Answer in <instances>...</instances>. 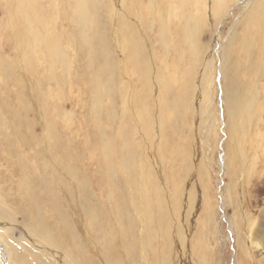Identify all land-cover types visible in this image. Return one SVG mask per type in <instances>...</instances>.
<instances>
[{"label": "rangeland", "instance_id": "374dc122", "mask_svg": "<svg viewBox=\"0 0 264 264\" xmlns=\"http://www.w3.org/2000/svg\"><path fill=\"white\" fill-rule=\"evenodd\" d=\"M93 1L0 0V234L27 264H264V0Z\"/></svg>", "mask_w": 264, "mask_h": 264}, {"label": "bare ground", "instance_id": "6f19581e", "mask_svg": "<svg viewBox=\"0 0 264 264\" xmlns=\"http://www.w3.org/2000/svg\"><path fill=\"white\" fill-rule=\"evenodd\" d=\"M88 2H90L89 3V6H88V4H87V0H78V5H80V8L82 9V11H81V14H82V20L84 21V24L83 25H87V24H89V19H90V16H91V14H92V12H95V11H92L93 9H95V3H94V1L92 0V1H88ZM90 11H91V13H90ZM151 12V11H150ZM149 12V13H150ZM152 13V12H151ZM161 15V14H160ZM94 16V15H93ZM160 17H162V16H160ZM89 18V19H88ZM159 18V17H158ZM163 18H164V15H163ZM191 19V18H190ZM153 20V19H152ZM145 21V20H144ZM187 22V21H186ZM188 24V23H187ZM190 24V23H189ZM241 50V49H240ZM104 51V50H103ZM102 51V52H103ZM104 52H106V51H104ZM103 52V53H104ZM236 52V51H235ZM241 52V51H240ZM95 54V53H94ZM107 54V53H106ZM240 54V53H239ZM96 55V54H95ZM107 56V55H106ZM105 56V57H106ZM104 57V58H105ZM240 57V56H239ZM96 58V57H95ZM107 58V57H106ZM96 59H98V58H96ZM1 60V59H0ZM94 60V59H93ZM107 60V59H106ZM239 61V60H238ZM255 62V61H254ZM0 64H1V62H0ZM105 65V64H104ZM256 65V64H255ZM108 67V66H107ZM110 68V67H109ZM108 68V69H109ZM111 70V69H110ZM106 71V69H105V66H101L100 67V69H99V71H98V73L96 74V76H97V85H98V81H100V80H102V79H100V76L101 75H105V73H107V71ZM105 72V73H104ZM108 72H110V71H108ZM113 72V71H112ZM107 75V74H106ZM111 76H113V75H111ZM103 77H105V76H103ZM109 77L110 76H108V77H105V82L104 83H106V84H110V83H112V82H110L109 81ZM112 78V77H111ZM110 78V79H111ZM1 79V78H0ZM98 79H100V80H98ZM103 81H104V79H103ZM112 81V80H111ZM102 83V82H101ZM101 83H99V84H101ZM111 85V84H110ZM98 91V90H97ZM10 93V92H9ZM6 96V95H5ZM10 96V95H9ZM11 98V97H10ZM6 99V98H5ZM4 99V100H5ZM12 99V98H11ZM98 99V98H97ZM3 100V101H4ZM8 100V99H7ZM13 100H14V98H13ZM96 100V99H95ZM6 103H8V102H2V101H0V149H2V148H4V149H7V147H8V145H9V143H11L9 140L10 139H12L11 137H15V139L17 138V132H16V127L17 126H14L13 124H11V123H13L12 122V120H11V122H10V118L8 119L9 120V122L7 123V122H5L4 121V108L7 110V108H8V106H7V104ZM11 103V102H10ZM19 104V103H18ZM18 106V105H17ZM12 108V107H11ZM16 108H18V107H16ZM13 110V109H12ZM96 110V109H95ZM10 114H11V117H13V118H15L16 116H18V115H16L15 116V113H11V112H9ZM17 113V112H16ZM20 116V115H19ZM23 116V115H22ZM12 119V118H11ZM7 121V120H6ZM17 129H18V127H17ZM20 134V133H19ZM22 134V133H21ZM13 140V139H12ZM18 140H19V138H18ZM24 143H25V141H24ZM31 144H33V143H31ZM53 144V143H52ZM14 145V144H13ZM12 145V146H13ZM15 146V145H14ZM52 146V145H51ZM16 148V147H15ZM59 149V148H58ZM9 150V149H8ZM7 151V150H6ZM21 151V150H20ZM15 152V151H14ZM50 152V151H49ZM54 152V151H53ZM58 152V151H57ZM16 153V152H15ZM12 154V153H11ZM55 154V153H54ZM75 155V154H74ZM2 156V155H1ZM67 156H70V153H69V155H67ZM14 157V156H13ZM51 157H53V156H51ZM60 157V156H59ZM12 158V157H11ZM58 158V157H57ZM129 158V157H128ZM6 159H8V157L6 158ZM5 159V160H6ZM13 159V158H12ZM56 159V158H55ZM75 159V158H74ZM16 160V159H15ZM27 160V159H26ZM50 160V159H49ZM61 160V159H60ZM131 160V159H130ZM3 161V160H2ZM22 161V160H21ZM24 161V160H23ZM28 161V160H27ZM53 161H54V159H53ZM12 162V161H11ZM19 162V161H18ZM58 162V161H57ZM57 162H55V163H57ZM60 162H62V161H60ZM67 162H69L68 160H67ZM67 162H66V164H67ZM132 162V161H131ZM8 163H10V162H8ZM13 163V162H12ZM15 163V162H14ZM20 163V162H19ZM27 164V163H26ZM30 164V163H29ZM61 164V163H60ZM71 164V163H70ZM125 164V163H124ZM123 164V165H124ZM13 165V164H12ZM16 165V164H15ZM31 165V164H30ZM68 165V164H67ZM133 165V164H132ZM56 166H58L57 164H56ZM63 167V166H62ZM67 167V166H66ZM75 167V166H74ZM124 167H125V165H124ZM133 167H134V165H133ZM31 168V167H30ZM52 168V167H51ZM56 168V167H55ZM125 168H127V166L125 167ZM45 169V168H44ZM72 169H73V167H72ZM128 170L130 169L129 167L127 168ZM64 170V169H63ZM134 171V170H133ZM70 172V171H69ZM126 172V171H125ZM129 171H127V173H128ZM21 173H22V178H23V180H22V184L19 186V191L20 192H26V193H28L27 195H28V199H29V201H30V204H31V210H32V218H33V223H34V226H35V228H36V230L41 234V235H43V239L46 241H49L50 242V239L49 238H51V236L50 237H48V232H49V230H47L46 229V227H44V224H45V221H43V216H42V212L41 211H43L42 209H40L35 203H36V201H35V197H36V195H37V198L39 199V197L40 198H42L43 197V199L44 198H46V197H48V194L46 195V194H37V193H35V190L33 189V191H31V189H30V187L26 184V180L28 179V175H27V173H26V171L24 170V169H22L21 168ZM133 172H131L130 174L131 175H133L132 174ZM49 175V174H48ZM54 175H55V173H54ZM77 175V174H76ZM75 175V176H76ZM74 176V177H75ZM68 177H70V176H68ZM72 177V176H71ZM125 177V176H124ZM50 178V177H49ZM128 178H129V176L126 178L127 180H128ZM133 178H134V176H133ZM21 179V178H20ZM72 179H74V178H72ZM51 180V179H50ZM131 180V179H130ZM84 181V180H83ZM55 182V181H54ZM130 182H132V181H130ZM46 183V182H45ZM61 183V182H60ZM65 183V182H64ZM53 184V183H52ZM56 184V183H55ZM58 184V183H57ZM48 185V184H47ZM78 185H79V183H78ZM77 185V187H79ZM28 186V187H27ZM52 186V185H51ZM50 186V187H51ZM57 186V185H56ZM55 186V187H56ZM61 186V185H60ZM64 186V185H63ZM83 186H80V188H82ZM37 188V187H36ZM52 188V187H51ZM60 188V187H59ZM79 188V189H80ZM86 188V187H85ZM63 189V188H62ZM67 189V188H66ZM49 191V190H48ZM62 191V190H61ZM64 191V190H63ZM69 191V190H68ZM67 191V192H68ZM53 192V191H52ZM66 192V193H67ZM62 193V192H61ZM64 193V192H63ZM23 194V193H22ZM49 194H50V196L52 195L51 194V190L49 191ZM69 194V193H68ZM67 195V194H66ZM35 196V197H34ZM61 196V195H60ZM70 196V195H69ZM64 197V196H63ZM66 197V196H65ZM93 197V196H92ZM57 198V197H56ZM67 198V197H66ZM71 198V197H70ZM2 200V196H1V193H0V201ZM60 200V199H59ZM62 200V199H61ZM43 201V200H42ZM46 201V200H45ZM64 201V200H63ZM68 201H69V199H68ZM73 200H71L70 202H72ZM83 201V200H82ZM86 201V200H85ZM40 203H41V201H40ZM72 203H74V202H72ZM71 203V204H72ZM86 203V202H85ZM66 204V203H65ZM71 204H68V206L69 205H71ZM84 204V203H83ZM41 205H44V202H42V204ZM61 205V204H60ZM63 205V204H62ZM86 205V204H85ZM72 206V205H71ZM80 206H82V205H80ZM47 210L46 211H48V213L50 214L49 216L50 217H48V220H49V218H52V220H53V227L54 228H59V227H61L62 226V224H65V223H63V220H64V218L62 217V215L60 214L61 212H60V210L58 209V205H57V203L55 202V201H53L52 200V202L51 201H49V203H47ZM45 207V208H46ZM85 207V206H84ZM43 208V207H42ZM65 209H67L66 208V206L64 207ZM83 208V207H82ZM68 209H69V207H68ZM86 209L87 208H85V211H86ZM83 210V209H82ZM45 211V210H44ZM88 212H89V210H87ZM94 212V211H93ZM47 213V212H46ZM84 213V212H83ZM86 214V213H85ZM91 214V213H90ZM94 214V213H93ZM48 215V214H47ZM46 214H45V216H47ZM69 215V214H68ZM87 215V214H86ZM95 215H96V213H95ZM34 216V217H33ZM70 216V215H69ZM88 216V215H87ZM90 216V215H89ZM67 217V216H66ZM90 217H92L93 218V216H90ZM47 219V218H46ZM68 219V218H67ZM45 220V219H44ZM91 219H89V221H90ZM43 221V222H42ZM51 221V220H50ZM66 221V220H65ZM94 221H95V218H94ZM94 221H90V222H92V223H94ZM48 222V221H47ZM89 222V223H90ZM102 222V221H101ZM28 225V224H27ZM49 225V224H48ZM66 226V225H65ZM94 226V228H95V225H93ZM48 227V226H47ZM90 227V226H89ZM67 229V228H66ZM92 229H93V227H92ZM106 229V228H105ZM35 230V229H34ZM58 230V229H57ZM54 231V230H53ZM59 231V230H58ZM36 232V231H35ZM57 232V231H56ZM93 232V231H92ZM31 233V232H30ZM62 233V232H61ZM60 233V234H61ZM90 233V232H89ZM35 234V233H34ZM57 234V233H56ZM55 234V235H56ZM93 234V233H92ZM95 235V234H94ZM37 236V235H36ZM96 236V235H95ZM94 236V237H95ZM38 239H39V237H37ZM41 238H42V236H41ZM54 238V237H53ZM57 240H59L58 239V237L56 238ZM42 239H40V241H41ZM54 240V239H53ZM61 240H62V238H61ZM47 241H46V243H47ZM43 242L44 241H42V244L41 245H43ZM48 242V243H49ZM70 242V241H69ZM45 243V242H44ZM45 243V244H46ZM57 243H58V241H57ZM60 243V242H59ZM15 245V244H14ZM50 245V244H49ZM52 245H54V244H52ZM51 245V246H52ZM59 245H62V244H59ZM67 246V245H66ZM65 246V247H66ZM78 246V245H77ZM16 247V246H15ZM74 247V246H73ZM18 248V247H17ZM53 248V247H52ZM69 248V247H68ZM67 248V249H68ZM44 249V248H43ZM76 249V248H75ZM82 249V248H81ZM18 249H15V248H13L12 246H10L7 242H6V240H5V238L0 234V264H27V262H26V260H25V257H23L22 256V254H20L19 253V251H17ZM58 250H59V247H58ZM73 250H74V248H73ZM80 249H78V251H79ZM22 251V250H21ZM66 251V250H65ZM64 251V252H65ZM76 251V250H75ZM82 252H84L83 250H81ZM33 252V251H32ZM62 252V251H61ZM67 252V251H66ZM71 252V251H70ZM81 252V253H82ZM63 253V252H62ZM78 253H80V252H78ZM24 254V253H23ZM33 255V254H32ZM68 256V255H67ZM70 257H72V256H70ZM76 257V256H75ZM66 258H68V257H66ZM68 259H70V258H68ZM67 259V260H68ZM75 258H73V260H74ZM71 260V259H70Z\"/></svg>", "mask_w": 264, "mask_h": 264}]
</instances>
